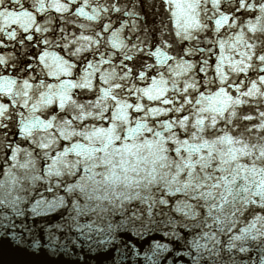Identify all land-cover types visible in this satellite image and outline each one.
Returning a JSON list of instances; mask_svg holds the SVG:
<instances>
[{"label":"clouds","instance_id":"clouds-1","mask_svg":"<svg viewBox=\"0 0 264 264\" xmlns=\"http://www.w3.org/2000/svg\"><path fill=\"white\" fill-rule=\"evenodd\" d=\"M181 2L0 0V264H264V0Z\"/></svg>","mask_w":264,"mask_h":264},{"label":"snow or ice","instance_id":"snow-or-ice-1","mask_svg":"<svg viewBox=\"0 0 264 264\" xmlns=\"http://www.w3.org/2000/svg\"><path fill=\"white\" fill-rule=\"evenodd\" d=\"M176 8H177V16L178 18L181 16L186 15L183 4L181 0H176ZM210 106H214L217 103V100L213 97H207L205 98ZM178 151H182V149H178ZM165 250L163 244H159L156 249L154 254H161ZM243 251V250H242ZM249 256L251 255V251L248 252ZM171 255V253H169ZM182 259V257H181Z\"/></svg>","mask_w":264,"mask_h":264},{"label":"water","instance_id":"water-1","mask_svg":"<svg viewBox=\"0 0 264 264\" xmlns=\"http://www.w3.org/2000/svg\"><path fill=\"white\" fill-rule=\"evenodd\" d=\"M38 264H46V262L45 261H40V262H38Z\"/></svg>","mask_w":264,"mask_h":264}]
</instances>
